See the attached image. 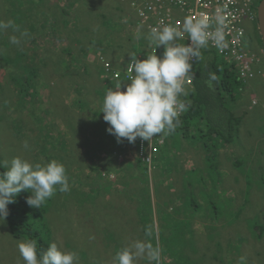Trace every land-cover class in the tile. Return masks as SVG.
I'll return each instance as SVG.
<instances>
[{"label":"rangeland","instance_id":"obj_1","mask_svg":"<svg viewBox=\"0 0 264 264\" xmlns=\"http://www.w3.org/2000/svg\"><path fill=\"white\" fill-rule=\"evenodd\" d=\"M90 1L98 9L97 12L93 11L95 13L93 18L87 17V12L93 6ZM69 3L70 0H0V21L11 19L15 24H18V21L14 20L9 12L15 6L20 7V9L24 7L40 15H37V20L39 19L40 23L39 33H34L29 28L27 32V35L36 37L37 41L35 42L37 45L32 44V42L26 45L24 40L21 42V48L25 49L28 55L34 54L36 56V54L45 48L50 50L51 53L37 55L34 58V62L37 64L36 68H39L40 71L44 69L42 65L46 64L50 54H59L61 58L71 59L70 55L61 52L58 47L59 44L62 48L65 47V42H67L65 40L67 37L65 36L69 33V30L71 31V28H73L74 33L77 32L78 28L79 31L76 35L80 42L86 46L90 47L94 41L103 39L105 41L104 44L110 50L108 51L110 54L108 57H99L109 60L108 62L112 65L114 63L111 59L114 56L112 52L118 51L119 43L129 45L125 38L128 35L134 36L136 34V18L132 10L126 3H122L120 0H84L79 4V8L76 9L73 6L76 2L72 3V5ZM94 6L93 8H95ZM112 7L113 9H111ZM63 10L66 11V15H63L65 14ZM79 12L81 15H78ZM47 16H53L56 19L54 29H52V36L59 35L62 32L61 38L64 42L58 40L60 43H56V39L51 36V28L49 27L51 22H48ZM126 20H132L134 26L128 27ZM243 27L246 31V50L252 53L254 58L258 60L254 65L255 76L252 80L245 82V88L241 91L242 95L240 98L238 97L239 99L232 109L236 116L242 117L239 135L230 139L234 142L229 147L230 151L226 148L218 152L219 157L216 164L218 170L221 171L220 173L223 172V175H220L221 184L215 188L212 185L206 186V188L215 189L214 193L207 192L212 199H217L221 191L228 192L226 193L227 195L223 194V199L228 203L229 207L218 201H215V205L220 209L222 214H225L227 211L230 214L232 213L234 215L232 216L234 222L231 225H226L223 219L217 222L203 221L200 218L193 219V215L188 213L190 208H186L185 210L186 217L178 215L173 205L178 207L181 203L184 206L183 201H179L178 198L182 194L180 191L183 189L181 170V173L174 174L172 178L167 180L165 179L167 183H163L159 188V198L156 196L155 181L150 182L148 193L153 212L160 207H162L161 210H165L164 203L168 201L167 197L172 198L176 196L180 203H169L168 207L174 209L170 213L174 214V219L179 220L178 223H187L184 227L188 230H183L184 232L180 231V227L176 222H173L172 227L167 229L165 228L167 225L165 221L159 219L160 216L154 214L152 222L148 227L150 228V235L146 237L144 226L139 223V215L135 209L137 198L140 200L143 196H146L143 194L142 196H136L137 189L141 188V183L137 186L138 181H131L125 177L123 181H119V185H114L113 189L110 188L108 190L109 187L106 181L114 182L116 180V175L111 174L109 178L105 179V183L103 184V186L107 187L108 191H102L100 187H102V182L104 181L101 182L99 180V186H95V192L97 191L98 195L94 197V201L88 202V200L86 201L81 198V203H84L83 207H87L83 212L77 208L78 205L72 196H69V200H66L63 206L66 210L65 214L70 212V215L74 216L81 230H85L91 234L92 239L82 238L80 241L77 239H67L64 227H62L58 219L56 220V214L58 213V209L56 208H49V212L48 210L46 212L43 210V220L35 213V217L39 221V227L33 232L37 237V242H40V240L42 242V251L47 249L48 244L55 242L61 249L75 252L78 256V264L84 263L79 253L82 249L87 251L92 260L97 261L96 264H113V257L117 251L140 240L151 243L153 246L157 244L161 246L162 256L159 264H173L171 262L172 259L165 258V254L167 253L172 256L177 254L180 264L186 261H190L189 264H264V170H261L264 168V47L253 40L249 41L247 38L248 35L255 36L257 34V23L244 22ZM58 32L59 34H57ZM12 35L23 39L19 32L5 35V31H0V54L14 57V50L17 48L10 43L9 38ZM33 51L35 52L33 53ZM28 52H31V54ZM5 61H8V59H5ZM73 63L77 64L74 61L72 62V66ZM63 66L66 67L65 64ZM60 68L57 66L52 71L50 66V68L45 69L42 73L43 79L42 82L39 81L38 86L40 102L34 106L37 109L39 107L43 109L48 108L49 114L45 116L42 112L43 116H37L41 118V121L37 122L35 120L36 128L30 118H23L19 112L12 111V106L7 111L4 109L3 105L9 103L7 99L11 100L13 91L6 92L0 98V161L6 160L10 162L15 156L23 157L33 163H35L34 160L43 162L44 158L50 160L53 156L59 155L62 148L65 147L62 132L65 133V136H67L66 134L70 136V131L67 130L69 124L76 128L78 126L80 131L77 132L78 137L73 135L65 139L67 141L66 156L71 155L72 157L74 155L76 160H78L79 151L86 155V150L84 147H80L79 140H90L87 143L90 146L92 145V140H100L99 133L97 134L98 129L94 127V122L98 121L99 117L94 116L93 111L97 110H93L95 108L78 110L79 105L76 104L78 112H74L71 107L69 108L66 105H71L73 98L77 99L79 97L75 89L81 90L85 96L84 99L92 107L96 105V101L100 104L101 98L99 95H102L103 92L98 90V94L97 89L101 85L105 86L106 83L102 81L99 84L98 81L86 78L85 81L80 82L78 87L74 84L69 85L64 81L68 77H64L66 74L62 75L60 73ZM4 71L5 69L3 68L0 70V81ZM78 75L80 74L74 73L72 80H77ZM253 96L256 98L251 99ZM253 101L256 103L253 104ZM67 102H70V104ZM59 118L66 123L62 122L61 126ZM103 125L109 128L108 123L100 118L97 126L102 127ZM43 129H50V132L40 134ZM43 135H46L45 140L43 139ZM102 136L106 137L105 140H113V137L117 140L114 135L109 133ZM73 140L75 141L73 142ZM185 140L188 142L193 141ZM25 142H27L28 148L24 147ZM59 142H61L62 148ZM123 147L126 148L127 152L124 155H117L116 162H134L136 159L135 148L125 142H121L120 149ZM185 152H188V155L192 157L193 160L191 162L186 163V161H183V156L186 155ZM113 153L116 154L117 152ZM114 154L112 155L114 156ZM198 154L200 152H196L186 144L185 151L182 153V169H190L195 164L204 166V162L198 160ZM101 155L105 159L107 153H101ZM97 158V156H93L90 159L86 158L85 164L88 165L89 170H86L85 173L87 176L91 175L92 178L96 174L94 175L91 172V167L97 165L99 172L103 171L101 168L103 162L100 163ZM64 164L69 169V166L66 163ZM88 167H85L84 170ZM257 168H259V171H255ZM125 182H127V187L125 186ZM168 184L172 186L169 190L167 189ZM89 185L93 184L89 182ZM173 187L176 189L173 190ZM164 190H166L167 197L162 195ZM215 193L218 194L214 197ZM133 194L135 196H132ZM197 198L199 199L198 196ZM229 198H232V200L229 201ZM59 199V197H55V203L59 202ZM74 204L76 205L73 206ZM197 206L202 211L203 205L197 202ZM36 210L39 211L38 208ZM236 214L238 216H235ZM7 218L9 219V217ZM7 218L5 220L0 219V264H24L18 250V244L24 242V240L18 239L10 233ZM40 221L46 226L50 234L46 233L45 228L43 231L40 229ZM28 222L31 225L30 220ZM210 226L216 229L210 228ZM172 229L175 230L172 231ZM105 231L114 232L108 240L105 239ZM171 233H174L183 242H186L183 243L184 246L180 252L170 250L172 247L171 243L163 241V238L169 236ZM47 235L50 238L49 243L46 241ZM67 241H70L69 245ZM82 242L85 243L83 244ZM180 254H182V257ZM136 264H149V262L144 258H139Z\"/></svg>","mask_w":264,"mask_h":264},{"label":"trees","instance_id":"obj_2","mask_svg":"<svg viewBox=\"0 0 264 264\" xmlns=\"http://www.w3.org/2000/svg\"><path fill=\"white\" fill-rule=\"evenodd\" d=\"M83 1L84 0H70L69 4L72 5V3L76 2L73 4L76 9L79 8V4H81ZM259 2L260 0L256 2V5H258ZM90 3L92 2L90 1ZM93 6L91 10L89 9V11L87 12L88 18H93L95 15L94 12L98 11V9L95 6V8H93ZM111 9H113V7ZM63 11L65 12V14L63 15H66V11ZM9 12L13 16V19L18 21V24H15L16 27L19 29V31L17 32H19L20 34L22 32L27 33L29 28L31 31H34V33H39L38 29L40 27V23L39 19L37 20V15L39 14H36L24 7L20 9V7L16 6L15 8L10 9ZM78 15H81V13L79 12ZM46 18L48 22H51V25H49V27L51 28L50 34L52 36V29H54L56 19L53 16H47ZM126 23L128 27L134 26L132 20H126ZM4 31L5 35H11L12 33H15L11 29ZM78 31L79 30L77 28V32ZM77 32L74 33L73 28H71V31L69 30V33L65 36L67 37L65 39L67 41L65 42V47L62 48L60 44L58 45L61 52L70 55L71 59L67 60L65 58H61V55L59 54H50V57L47 58L46 64L42 65L44 69H41V71L39 70V68H36L37 64L36 62H34V58L37 55L39 56L51 53L48 48H45L47 50L42 49V51L36 54V56L34 54H31L32 51L28 52L31 54L28 55L26 54L27 51L21 48L20 43L19 45H14L17 48L14 50V57H9L5 54H0V70L2 68L5 69L2 75V79L0 81V98L3 97L6 92L13 91V96L11 100L7 99L9 103H5V105H3L6 111L12 106V111L19 112L23 116V118H30L36 128L35 120L37 122L41 121V118H38L37 116L41 117L43 116V113L45 116L49 114L48 108L43 109L39 107L37 109V107L34 105H37V103L40 102L38 86L39 81L42 82L43 79L42 73L45 69L50 68V66L52 68V71L53 68H56L57 66L61 67L60 73H62V75L66 74V76L64 77L68 78L64 79V81L69 85L74 84L76 87H78L80 85V82L85 81L86 78H91L96 82L98 81L99 84L102 82L101 76L103 75V69L98 62V57H108L110 54V52L108 51L110 50L104 44L105 41L103 39L94 41L90 47L82 44L78 39V36L76 35ZM57 34H59V32ZM136 34L140 36L139 39H137ZM136 34H134V36L128 35L126 38L124 36L126 42L129 43V45H123L119 43L118 51L112 52L114 54V56L111 57L114 62L111 65L113 70H121L127 60L131 58L135 59L137 55H143L144 58H146L148 55H151L150 53L152 52L150 50V45L144 38L147 36V33L139 29L138 33L136 32ZM61 35L62 32L59 35L52 36L56 39V43H60V40L64 42V40L61 38ZM22 37L23 39H21L20 37L18 38H20L21 42L24 40L26 45L30 44V42H32V44L34 45H37L35 42L37 41L36 37H31L29 35H25ZM247 38L249 41L253 40L261 44L262 47H264L258 32L255 36L248 35ZM151 47L152 49H155L154 46ZM155 51H157V55H160L163 52V49L159 48L157 50L155 49ZM34 52L35 51H33V53ZM203 54L204 60L196 61L193 67L192 87L188 88L189 94L187 97H184V99L188 102L187 111L180 117L179 126L170 135L157 136L159 138L164 137V140L162 145L157 144V153L153 158V170L150 176L147 174L148 166L138 157H136L134 162H116L117 155H124L127 152L126 148L123 147L122 149H120L121 142L118 143L114 137L113 140H105L106 137L102 135H107L109 133L107 131L108 127H106L105 125H103L102 127L97 126V122L100 121V118L103 119V113L101 112V110L104 95L106 94L109 88H114L116 83H111L107 81L105 86L101 85L100 88L97 89V93L98 90L103 93L102 95H99L101 98L100 104L98 103V101H96V105L94 107H92L84 99L85 96L83 95L81 90L75 89L79 97H77V99L73 98V100L71 101V105L66 106L69 108L71 107L72 111L74 112H78V110H83V108L88 110L95 108L93 110L97 111H93V114L94 116L99 117V120H96L94 122V127L98 129L97 134L99 133L100 140H92L91 146L87 144L90 140H79L78 142L81 144L80 147H84L86 150V155L82 154L79 151L78 153L80 155L77 156V158H79L78 160H76L74 155H72V157L71 155L66 156L67 141L65 139L73 135H76V137H78L77 132L80 131L78 126L76 128L75 126H71L69 124L67 126V130L70 131V136L68 134H66L67 136H65V133L62 132V136L65 141V147L62 148L61 142H59V145L62 148V151H60L59 155H55L57 157L53 156V158H51L50 160L44 158L43 162L34 160L35 163H41L42 165L52 160H56L62 163L66 169V174L69 178L70 190L66 193H61L57 191L56 194L50 200L46 201L41 206V209L38 208V210L40 209L39 211H37L36 208L31 207L26 203L27 197L31 195L30 192L22 191L21 193H19L16 196L15 203L8 205L9 214L7 217H9V219L7 217L6 218L8 220V229L10 233L14 237L18 239H23L24 241L31 239H35L37 241V237L33 232L39 227L38 218L35 217L36 214L41 218V220H43V210L45 212L48 210L49 212V208H56L58 209V213L56 214V220L58 219L59 223L62 224V227H64L67 239H77L78 241H80V239L82 238L92 239L91 234H89L85 230H81V227L78 226L76 219L74 218V216L72 217L70 215V212L65 214L66 210L63 208V206L66 200H69V196H72L74 201L78 205L77 208L83 212L87 207L84 208V203H81L80 200L81 198H83L86 201L88 200V202L94 201V197L98 195L97 191L95 192V186H99V180L101 182L104 181L102 182V187L105 188L100 187L102 191H108L110 190V188L114 187V185H119V181H123L125 177L129 178L131 181H138L137 186H139V183H141V188L139 189L137 187L138 189L136 196H142V194L146 195L143 196L140 200L137 198V203L135 202L137 204L135 209L139 215V223L144 226V234L146 235V237L150 235V228L148 227L152 222L154 214L160 216L159 219L165 221V224H167L165 228L167 229L172 227L173 222H176L180 227V231L184 232L183 230H188L184 227L187 223H178L179 220L174 219V214L170 213L174 209L178 215L186 217L185 210L186 208H190L188 213L193 215V219L200 218L203 221L209 220L211 222H217L223 219L225 220L226 225H231L234 222V219L232 218V216L234 215L232 213L230 214L229 211H227L225 214H222L220 212V209L217 208L215 205V201H218L221 204L227 205V207H229L228 203L223 199V194L227 195L226 193L228 192L221 191V194H219L220 196H217V199H212V197H210V195L207 193L208 189L206 188V186L212 185L215 188L216 186H220L221 184L220 175H222V173H220L221 171L218 170V166L216 164V161L219 157L218 152L219 150L226 149L225 145L228 142L232 141L230 139L234 138L233 136L238 130L241 119L235 116L232 109L237 100L242 95L241 91H243L245 88V82L240 80L237 68L234 63L226 62L221 56L219 57L215 51L210 49L203 50ZM5 59H8V61H5ZM105 60L107 62L109 61L107 59ZM74 61H76L77 64L73 63L72 66V62ZM118 62L119 64H117ZM64 64L66 67L63 66ZM76 72L80 75L77 76V80L73 81L72 75ZM210 72L215 73L217 76V80L213 83L212 88H209L206 83ZM60 79H62V77H60ZM121 85L125 86V84L122 82ZM12 101L14 102L11 103ZM67 103L70 104V102ZM76 104L79 105L78 110ZM59 122L61 126L62 122L66 123L60 118ZM26 123L27 125H29L28 122ZM63 127L65 128V126ZM49 132L50 129H43L41 130L40 134ZM43 137V139L45 140L46 135H43ZM185 139L193 141L188 142ZM74 141L75 140H73V142ZM46 142H48V140H46ZM78 142L76 140L77 144ZM122 142L129 144L138 151V147L135 143H129L127 140H122ZM185 144H188L190 148L194 149L196 152H200L197 158L199 161L204 162V166L197 164L192 167V170L185 171L183 175L181 174V179L184 181L182 185L183 189L180 191V193L182 194L179 195L178 198L179 201H183L184 206L178 201V198L176 196L168 198L166 190H164V193L162 195H165V197H167L168 199V201L164 203L165 210H161L162 207H160L157 210H154L153 212L151 208L150 195L148 193L150 190L149 184L150 182L155 181L154 187H156V196L157 198H159V188L163 183H167L165 179L167 180L169 178H172V175L174 173H180V170H182V161H180L177 153L182 152V150H185ZM113 152L117 153L114 154ZM101 153H107L105 159L102 158ZM42 154L44 153L42 152ZM112 154H114V156ZM185 154L188 155V152H185ZM93 156H97V160H99L100 163L103 162L101 166L103 171L100 172L99 167L97 165L91 167L89 164V166L91 167V172L94 173V175L96 174L94 178H92L91 175L87 176V174L85 173L86 170H89L88 165L85 164L86 158L90 159ZM64 163L69 166V169L67 166H65ZM85 167L88 168L84 170ZM4 170L5 169L0 168V172H3ZM174 170L175 172L173 173ZM111 174L116 175V180L114 182L106 181L107 186L109 187L107 190V187L105 185L103 186V184L105 183V179L109 178ZM89 182L93 185H89ZM125 186L127 187V182H125ZM171 187V184H168L167 189L169 190ZM212 189L213 188H211V190ZM217 194L218 193H215L214 197ZM132 196H135V194H133ZM197 196L199 197V199L197 198ZM55 197L60 198L59 202L55 203ZM228 200L231 201L232 198H229ZM174 202H179V206L175 207L173 205L174 209L172 207H168L169 203L173 204ZM197 202L203 205L202 211L199 210ZM76 204H74L73 206H75ZM159 205L161 204L159 203ZM235 216H238V214H236ZM28 220H30L31 225L29 224ZM44 228L45 231H47L46 233L50 234L46 226L42 224V221H40V229L43 231ZM83 228L86 229L85 227ZM210 228L214 227L210 226ZM174 230L175 229H172V231ZM113 233L114 232L112 231H105V239L108 240L109 238H111ZM48 237L49 236L47 235V243L50 242V238ZM163 241H169L171 243L172 247L170 250H177L179 252L184 246L183 243H186L183 242L181 238L174 235V233H171L169 236L164 237ZM69 242L70 241H67L68 245ZM41 243V240L40 242H37L38 252L43 250L41 248ZM82 243L84 244L85 242ZM79 253L80 257L84 260L83 264L97 263L96 260H92L91 257H89L87 251H85L84 249L80 250ZM181 255L182 254H180V256ZM177 256V254L174 256L168 253L165 254V258L168 257L169 259H172V261H170L173 264H180ZM189 263L190 261H186L181 264Z\"/></svg>","mask_w":264,"mask_h":264},{"label":"clouds","instance_id":"obj_3","mask_svg":"<svg viewBox=\"0 0 264 264\" xmlns=\"http://www.w3.org/2000/svg\"><path fill=\"white\" fill-rule=\"evenodd\" d=\"M19 31L13 20L0 21V31ZM226 18L216 14L211 20L205 17L186 16L182 26L162 24L152 27L144 37L155 49L163 48L160 55H148L144 59H133L128 65L131 75L124 90L117 81L103 98V119L108 123L107 131L116 137L117 142L127 140L135 143L137 138L151 141L159 135H170L180 124L182 113L187 111L181 97H187L189 76L194 62L203 61V50L210 42L219 50L228 47L225 39ZM27 35L22 32L21 36ZM187 35L188 43H179ZM140 36L137 35V39ZM12 45H19L20 38L10 36ZM217 80L215 73H209L206 83L209 88ZM28 148L27 142L24 144ZM0 219L8 216V205L15 203L22 191L30 192L26 203L34 208L50 200L57 191L70 190L69 178L64 165L56 160L46 164L33 163L20 156L11 161H0ZM18 250L24 264H78L75 252L61 249L52 242L46 250L38 252L35 239L20 242ZM162 248L159 244L137 240L130 246L117 251L113 264H136L144 258L149 264H159Z\"/></svg>","mask_w":264,"mask_h":264},{"label":"built area","instance_id":"obj_4","mask_svg":"<svg viewBox=\"0 0 264 264\" xmlns=\"http://www.w3.org/2000/svg\"><path fill=\"white\" fill-rule=\"evenodd\" d=\"M122 3H126L132 10L136 18V30L139 29L146 32H150L152 27L162 24H173L176 26H182L183 20L186 16H193L195 18L205 17L211 20L216 14L223 15L226 18L227 29L225 39L228 43V47L223 51H219L211 42L206 50H213L216 54L222 57L228 63H234L238 76L241 81H250L255 76L254 65L258 62L254 55L246 50V31L243 27L244 22L257 23V6L252 0H120ZM181 44H187V35L179 41ZM161 49H163L161 47ZM150 50L155 54V49ZM137 59H144L143 55H137ZM135 58V59H136ZM134 58H131L124 63L121 70H113L111 64L105 59L98 57V62L102 66L103 75L101 80L106 83H122L127 84V81L131 75L128 70V65ZM122 62V61H121ZM196 62H194L195 65ZM193 65V67H194ZM192 73L189 76V83L187 88L192 87ZM106 85V84H105ZM124 85H121V90L125 89ZM185 102L186 107L188 102L181 97ZM255 104L256 102H252ZM185 113V112H184ZM182 113V115L184 114ZM181 115V116H182ZM163 139L154 137L151 141H143L137 138L135 141L136 156L140 158L147 166V174L153 170V158L157 153V144L162 145Z\"/></svg>","mask_w":264,"mask_h":264},{"label":"crops","instance_id":"obj_5","mask_svg":"<svg viewBox=\"0 0 264 264\" xmlns=\"http://www.w3.org/2000/svg\"><path fill=\"white\" fill-rule=\"evenodd\" d=\"M135 32H137L138 33V31L135 29ZM256 97L255 96H253V97H251V99H255ZM254 102V101H253ZM236 116V115H235ZM236 117H238V118H240L241 120H242V117H240V116H236ZM240 126H241V121H240V124H239V127H238V130H237V132H236V134L233 136L234 138H235V136H237V135H239V130H240ZM234 142H232L231 141V143L230 142H228L226 145H225V148H228L229 149V151H230V148L229 147H231V145L233 144ZM188 145V144H187ZM184 146H186V144L184 145ZM185 150H182V152H179V153H177L178 154V156H179V159H180V161H182V153L184 152ZM193 159H192V157L191 156H189V155H185V156H183V161H186V163L187 162H191ZM195 165H197V164H195ZM194 165V166H195ZM264 165V164H263ZM193 166V167H194ZM190 170H192V168H190V169H186V168H183L182 169V175L184 174V172L185 171H190ZM254 170V169H253ZM261 170H264V168H262ZM181 171V170H180ZM255 171H259V168H257ZM175 172V170L173 171V173ZM175 175L176 174H179V173H174ZM173 174V175H174ZM222 175H223V172H222ZM182 177H184V176H182ZM183 181L184 180H182V184H183ZM176 186V185H175ZM176 188H174L173 187V190H175ZM208 189V191L209 192H215V189H212L211 190V188H207Z\"/></svg>","mask_w":264,"mask_h":264},{"label":"water","instance_id":"obj_6","mask_svg":"<svg viewBox=\"0 0 264 264\" xmlns=\"http://www.w3.org/2000/svg\"><path fill=\"white\" fill-rule=\"evenodd\" d=\"M257 29L264 46V0H260L257 6Z\"/></svg>","mask_w":264,"mask_h":264},{"label":"flooded vegetation","instance_id":"obj_7","mask_svg":"<svg viewBox=\"0 0 264 264\" xmlns=\"http://www.w3.org/2000/svg\"><path fill=\"white\" fill-rule=\"evenodd\" d=\"M252 1H253V3H256L258 0H252ZM162 139L164 140V137ZM135 155H136V153H135Z\"/></svg>","mask_w":264,"mask_h":264}]
</instances>
